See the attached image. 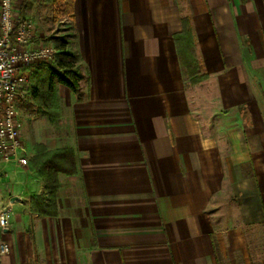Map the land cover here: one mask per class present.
Here are the masks:
<instances>
[{
	"label": "crops",
	"instance_id": "crops-1",
	"mask_svg": "<svg viewBox=\"0 0 264 264\" xmlns=\"http://www.w3.org/2000/svg\"><path fill=\"white\" fill-rule=\"evenodd\" d=\"M69 18L80 92L57 78L55 99L21 104L0 264H264V0H73ZM56 149L76 173L43 215L39 157Z\"/></svg>",
	"mask_w": 264,
	"mask_h": 264
},
{
	"label": "built area",
	"instance_id": "built-area-1",
	"mask_svg": "<svg viewBox=\"0 0 264 264\" xmlns=\"http://www.w3.org/2000/svg\"><path fill=\"white\" fill-rule=\"evenodd\" d=\"M19 0H0V161L17 160L27 163L20 154L21 104L32 91L31 71L35 64L55 55V49L37 41L30 21L21 18ZM11 213L0 207V231L9 227ZM10 245L0 235V256L8 253Z\"/></svg>",
	"mask_w": 264,
	"mask_h": 264
},
{
	"label": "rangeland",
	"instance_id": "rangeland-1",
	"mask_svg": "<svg viewBox=\"0 0 264 264\" xmlns=\"http://www.w3.org/2000/svg\"><path fill=\"white\" fill-rule=\"evenodd\" d=\"M19 2L20 17L31 22L37 41L42 40L47 45L52 46L55 49L54 56L48 58L46 61H40L34 65L30 74L33 85L32 91L25 103L33 101L40 102L41 104V101H43L45 98L47 99L48 103V99H55L57 95L56 87L58 82H55V79H57L58 76L57 72H63V70H61L58 66L60 59L65 57L64 54H62V51H75L74 46L72 45L73 31L71 28V21L68 14L65 12V1L63 0H30L26 5L25 10L23 8L24 0H19ZM62 39L67 41V45L64 50H60L58 48V43L62 41ZM65 59L76 64V66L79 65L78 60H75L73 57H68ZM48 88L51 89L52 92L49 90L47 93L46 89ZM260 93L264 98V89H260ZM38 109H40V112L37 111L38 114L43 117L47 116L48 113H45L44 110H41V106H39ZM55 122H59V117H57ZM56 150L51 151V153ZM49 154V152L46 153V157ZM262 231H264L263 228ZM253 235L254 233L252 231V233H250V239ZM251 244V246L254 245V243ZM252 252L254 253L255 258H264V250L259 251V253H257L255 250Z\"/></svg>",
	"mask_w": 264,
	"mask_h": 264
},
{
	"label": "trees",
	"instance_id": "trees-1",
	"mask_svg": "<svg viewBox=\"0 0 264 264\" xmlns=\"http://www.w3.org/2000/svg\"><path fill=\"white\" fill-rule=\"evenodd\" d=\"M30 0H24V10L26 8L27 3ZM65 1L64 9L66 10V14L71 16V7L73 0H63ZM71 28L73 31V25L71 24ZM74 32L72 34V37ZM176 39H183L184 44L182 49L180 48V55H184L187 60H190L194 64V69L197 67V60L192 51L193 39L191 36V32L188 26V20H183V30L176 36ZM67 41L62 39L58 43V48L60 50H64L66 48ZM65 57L60 59L58 62V66L65 68L64 73H59L57 78L58 81L67 87H69L72 91L79 93L80 92V80L82 78V72L79 68V65L72 63L71 61H67L65 58L73 57L75 60H79V55L77 51H62ZM183 60V59H182ZM194 70V71H195ZM192 82H198L206 77V75L195 76V73L192 75ZM40 158V165L37 169L39 175H41L45 179V189L46 193L40 196H36L33 199L32 207L36 212L43 215H56L58 212L57 201H56V192L59 186L58 182V173L63 172L65 174H74L76 173V165L75 158L72 151L69 149H60L50 153L45 158Z\"/></svg>",
	"mask_w": 264,
	"mask_h": 264
}]
</instances>
